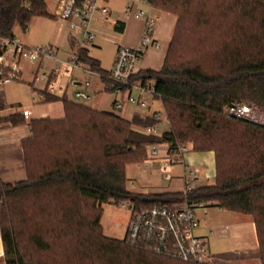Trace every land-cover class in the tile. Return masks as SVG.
Wrapping results in <instances>:
<instances>
[{
  "label": "trees",
  "instance_id": "trees-1",
  "mask_svg": "<svg viewBox=\"0 0 264 264\" xmlns=\"http://www.w3.org/2000/svg\"><path fill=\"white\" fill-rule=\"evenodd\" d=\"M150 2L177 19L162 68L135 77L155 79L169 129L148 134L144 129L160 122L155 116L135 114L128 120L41 91L44 103L63 101L65 115L31 119V135L22 142L26 179L0 180L6 264H199L103 234L105 203L129 200L140 208L183 200V192L143 194L127 188V165L148 159L153 143L171 148L191 144L194 151L214 153L215 182L196 188L190 199L251 216L264 264V127L226 113L233 101L264 108V0ZM35 16H50L45 0H0V37L16 27L26 29ZM218 16L228 28L214 38L207 30ZM194 32L199 37L191 54L184 37ZM79 57L101 75L108 91L115 90L108 85L109 73L88 50ZM10 119L12 125L25 123L21 114ZM28 224H34L33 233L25 228ZM25 241L40 252L39 261L27 260Z\"/></svg>",
  "mask_w": 264,
  "mask_h": 264
},
{
  "label": "built area",
  "instance_id": "built-area-1",
  "mask_svg": "<svg viewBox=\"0 0 264 264\" xmlns=\"http://www.w3.org/2000/svg\"><path fill=\"white\" fill-rule=\"evenodd\" d=\"M139 4L147 7V11L142 8L132 10L131 6H127L125 9L126 15L133 13L135 18L144 19L139 41L136 47H127L116 42V56L109 73L108 85L124 92L128 103L147 107L149 98L159 99L162 102L161 95L156 92V81L151 77L141 79L135 76L139 72L137 67L146 50L149 47L157 49L161 47L160 41L154 36L159 16L154 13L156 8L150 0H140ZM98 14L102 16L105 22L110 20L111 10L108 5H102L101 0H60L58 15L78 38L77 50L66 60L59 59L55 45L28 46L15 32L8 36H1L0 87L16 80H24L23 73L27 63L37 66L30 80L33 90L45 89L51 93L56 92L57 83L53 77L62 72L60 63L66 65V68L68 66L81 67L79 52L94 46L96 34L93 22ZM49 60L56 62L52 71H46L44 66L40 69V63L45 65ZM66 71L68 72V69ZM89 84V82H85L86 86ZM75 97L90 98L89 94L82 90L75 92ZM114 106L116 110H119L123 108V103L115 102ZM163 110L167 119L164 105ZM20 112L25 117L31 115L29 110ZM226 113L230 117L264 127V108L259 105L246 101H233L227 106ZM10 115V108L0 106V127L1 119ZM161 115L160 112L153 114L159 120L162 119ZM167 122L170 124L168 119ZM144 131L148 134H159V124L146 127ZM161 150L166 152L165 156H160ZM187 150V146L176 145L171 148L169 144L153 143L148 146V160L160 159L159 171L165 180H169L171 178L168 172L169 168L176 163L184 164L183 159L178 160L173 156L175 154L182 156ZM184 166L182 190L184 198L182 201L170 205L155 204L140 208H137L132 201H123V204L127 203L131 206L126 240L134 248L153 252L157 255L173 257L184 262L214 264L205 237L197 233L200 227L197 210L207 206L202 202H192L190 199L191 192L197 188L195 183L200 169L187 167L185 164ZM132 188H135L134 183H132ZM3 204L4 198L0 195V207ZM205 214L207 213L205 212Z\"/></svg>",
  "mask_w": 264,
  "mask_h": 264
},
{
  "label": "rangeland",
  "instance_id": "rangeland-1",
  "mask_svg": "<svg viewBox=\"0 0 264 264\" xmlns=\"http://www.w3.org/2000/svg\"><path fill=\"white\" fill-rule=\"evenodd\" d=\"M57 1L58 0H46L48 12L53 15L57 9ZM139 1L140 0H137V2ZM109 5L119 16L122 15L123 20L127 22V30L120 38L114 33L113 19H111L110 22L100 20L95 24L94 30L96 38L94 40V45H98L93 46L90 51L93 56L102 61V67L105 69L111 68L112 58L115 54L114 41L118 38L120 42L124 43V46L136 47V41L139 38L140 28L143 24L142 18H135L133 13L130 15L125 14V9L127 7L126 0H110ZM135 8H142L147 11V7L140 4L139 6H135ZM154 13L159 16L154 36L160 41L161 47L158 49L149 47L143 55L142 64L146 63L147 66L153 69H159L163 63L169 42L172 38L177 18L175 15L159 9L154 10ZM53 15L35 16L26 29L16 27L15 33L20 36L24 43L32 44L34 41H36L35 43H39V45H48L50 42L53 43L63 22L60 17L58 18ZM214 25V27L207 30L208 34L214 38L221 34L220 31H222V28H228L225 19L220 18L219 16L216 18ZM205 32L203 35L201 32L202 37L205 36ZM198 37L199 35L195 32L187 34V36L184 37L189 41L186 43V46L188 45V48L186 49L187 53L192 54L193 49L197 46L196 41H198ZM124 39L129 42L124 41ZM128 44H132L133 46H129ZM59 45L60 58H64L72 53L73 47L70 45L67 38ZM179 50L180 52L181 50L183 51L182 45H180ZM48 65L52 67L56 65V62L54 60H49ZM60 65L62 67V72L59 73L56 80L57 92L61 90L60 87H67V84L70 83V80L73 77L80 79V81H85L87 77L91 82V89H94L99 85L101 86L103 83L98 74H86L83 69L84 67L75 68L74 66H68L67 69L69 71L67 72L66 65L63 63H60ZM206 65L209 68L213 66L212 62H209L208 60ZM27 67H29V65H27ZM29 75L30 72H26L25 77L23 78L24 80H16L0 87L2 98L11 111L19 110V107H21V109L28 108L31 110L33 107L40 105L38 103L39 93L31 87V76ZM70 89L72 88L70 87ZM73 98L86 105L92 104L89 98L78 100L76 97ZM153 107L157 108L162 114V123L167 126L168 122L164 115L162 102L159 99H156ZM36 115L37 114H32L31 117ZM24 129L28 132V129ZM1 142L3 145L1 147L3 150L1 153L4 159L14 160L15 163H17L16 166H18L19 170L25 175L22 146L18 138H16L12 131H9L5 133ZM187 147L188 150L184 153L187 167H198L200 169L197 179L198 181L195 183L196 186L212 184L215 181L214 153L212 151L196 152L192 149L191 144H188ZM173 157L179 159L180 155L175 154ZM144 162L147 164H144ZM144 162L127 165V188L129 190L136 192L135 189L132 188V183H136L137 190L145 191H151L154 189L153 187H170V185L178 186L177 182L169 184V181L163 178L158 165L150 166L149 161L145 160ZM16 166L14 168H17ZM5 169L8 170L10 168L6 166ZM12 169L13 168L10 170L12 171ZM2 171L3 168H0V174ZM182 171L183 169L180 165L170 167L168 170L170 176L173 174H179ZM205 212L207 214H205ZM197 215L200 220V227L198 228L197 233L200 236L205 237L214 264H261L252 217L236 212L222 211L218 206L198 208ZM130 216L131 206L127 203L123 204L122 201H112L103 204L100 221L103 234L108 238L124 240ZM25 228H28L27 230H31V233H33L32 230L35 227L34 224H28ZM25 244L26 249L24 253L27 260H33V262L39 261L40 252L33 244L26 243V241ZM47 255H49V258L51 254Z\"/></svg>",
  "mask_w": 264,
  "mask_h": 264
},
{
  "label": "crops",
  "instance_id": "crops-1",
  "mask_svg": "<svg viewBox=\"0 0 264 264\" xmlns=\"http://www.w3.org/2000/svg\"><path fill=\"white\" fill-rule=\"evenodd\" d=\"M126 1H127V6H131L132 10H136L137 8H135V6H139V2H137V0H133V1L126 0ZM109 2H110V0H101V4L102 5H108L110 10H111L110 20L107 21V22H110L111 19H113L112 21H113L114 33H115L116 36L121 38V36H123L126 33L127 22L125 20H123L122 15L119 16L117 14V12L114 11L110 7ZM45 4H46V8L48 10V5H47L46 0H45ZM59 4H60V0L57 1V9H56L55 14L53 15L52 13H49L50 15H53V16L59 18V15H58ZM113 16H114V18H113ZM100 20L104 21L102 19V16L100 14H98L96 16L94 22H93V27H95V24L98 23ZM142 20H143V24H142V27L140 28L139 37H140L141 31H142V28H143V25H144V19L142 18ZM66 38L68 39L70 45L73 47V51L71 53V54H73L77 50L78 39L71 32V30L67 27L65 21H63L62 24H61L59 32L56 34V36L54 38L55 39L54 42L53 43L50 42V44L55 45L57 47L58 57H59V48H60L59 44H61L63 42V40H65ZM138 39L136 41L137 43H138ZM124 41L129 42L128 40H125V39H124ZM35 42L36 41H34L32 44H28V43H25V44L28 45V46L39 45V43H35ZM116 42L124 44L123 42H120V40L118 38H117V40L114 41L115 54H114V56L112 58V64H111V68L110 69L103 68L102 67V61L99 58H97V57H95V56H93L91 54V51H90L91 48L88 49L89 55L92 56L93 58L97 59L100 62L101 68L103 70L107 71L108 73H110V71H111V69L113 67L114 61H115L116 49H117ZM97 45L95 44L94 46H97ZM125 45H127V44H125ZM128 45L129 46H133L132 44H128ZM70 55H68V56H66L64 58H60L59 57V59L66 60V59H68V57ZM165 56H166V54H165ZM142 59H143V57H142ZM142 59H141L140 63L138 64V67H137L138 71H143V70H147V69H153V68L147 66L146 63L142 64V61H143ZM164 60H165V57H164ZM164 60H163V63H162V65H161V67L159 69L162 68V66L164 64ZM147 62H148V60H147ZM27 65H29V67H27ZM43 66H44L46 71L51 72L55 65L50 67L48 65V62H46L45 65L43 63H40V69ZM81 67H84L83 69H84L86 74L96 73V72L92 71L90 66L88 64H86V63H82ZM75 68H78V67H75ZM36 69H37L36 65H31V64H27L26 63L25 64V71L23 73V78L25 77V73L26 72L27 73L30 72L29 76H31V79H32V74L35 72ZM159 69H154V70H159ZM66 70H67V68H66ZM96 74H98L99 77L101 78V75L99 73H96ZM58 76L53 77V79L57 80ZM85 82H89L90 83L89 86H86ZM102 82H103V80H102ZM70 87L72 89H70ZM43 90H45V89L37 90V92L40 93ZM80 90L85 91V92H87L89 94V96H90L89 99L91 100L92 104L86 105V104H83V103H81L79 101H76L73 98V97H75V92L80 91ZM54 94L59 95V96H63L67 100L75 101V102H77L79 104H83V105H85L87 107H90L92 109H95L97 111L115 113V114H117L119 116H122V117L128 119V120H131L135 114H140L142 116H153V114L155 112H159V110L157 108L153 107L154 103L156 102L155 98H149V105L147 107L136 106V105L128 103L127 98H126V94L124 92H122L120 90H116V89L113 90V91H108L106 89V85H105L104 82L102 83L101 86L99 85V86H96L94 89H91V82L87 79V77H86L85 81H80V79H77V78H74V77L71 78L70 83L67 84V87H64V88L61 87V90L59 92H57V91L54 92ZM78 99H80V98H77V100ZM0 100H3L4 106L7 107L6 102L2 98L1 92H0ZM115 102H122L123 103V108L119 109V110H116L115 106H114ZM38 103L40 105H38L36 107H33L31 110L28 109V108L21 109V107H19L20 108L19 110L11 111V115H13V114H21V115H23L20 111L29 110L31 112L30 116L25 117L23 115L25 117V123H22V124H19V125H12L11 124V119H10L11 115L3 117L1 119V127H0V168H3V171L0 174V180L3 181L4 183H16V182H19V181H22V180L26 179L25 168H24L25 175H23V173L19 170L18 166H16L17 163H15L14 160H8V159L5 160L3 155H2V153H1L3 151L2 148H1L3 146L1 140L4 137L5 133L9 132V131H12L15 134L16 138H18V140H19V142H20V144L22 146V142L31 135V129H30V126L28 124V122L31 119L50 118V119L55 120V119H61L65 115L63 101L44 103V102L41 101V93H40L39 94ZM32 114H37V115L34 116V117H31ZM162 121H163V118L159 122V134L164 133L170 127V125L167 122L166 123L168 125L166 126V125H164L162 123ZM24 128L28 129V132ZM22 152H23V148H22ZM196 152H198V151H196ZM165 154H166V152L164 150H161L160 156H165ZM174 158H176V157H174ZM181 159L184 160V164L187 166L185 158H184V154L182 156H180V158L178 160H181ZM146 161H149V160L146 159ZM214 161H215V158H214ZM144 164H147V163L144 162ZM149 164H150V166L151 165H158V168H160L161 161H160V159H157V160H154V161H149ZM184 164H182L181 162L174 164L172 167L180 165L182 167L183 171L181 173H179V174H173L171 176L170 180H168L169 184H171L172 182L173 183L177 182L178 186L170 185V187L169 186H167V187H153L154 188L153 190L145 191V190H137L136 189V183H135V188H134L135 191L138 192V193H143V194H147V193H161V192H182L183 186H184L183 176H184V173H185ZM6 166L8 168H10V169L13 168L12 171L10 169H8V170L5 169ZM15 166L17 168H14ZM201 186H204V185L203 184L202 185H197V188L201 187ZM221 210L222 211H226V210H223V209H221ZM253 222H254V220H253ZM254 226H255V224H254ZM255 234H256V231H255ZM256 239H257V236H256ZM257 242H258V239H257ZM258 247H259V243H258ZM0 264H6V260H5V256H4V244H3L2 233H1V225H0Z\"/></svg>",
  "mask_w": 264,
  "mask_h": 264
}]
</instances>
